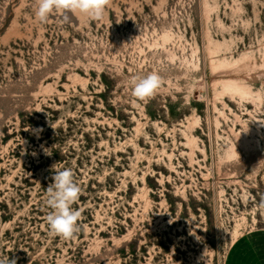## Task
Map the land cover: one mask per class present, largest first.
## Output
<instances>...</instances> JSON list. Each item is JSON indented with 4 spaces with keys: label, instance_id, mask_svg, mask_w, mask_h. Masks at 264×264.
<instances>
[{
    "label": "rangeland",
    "instance_id": "rangeland-1",
    "mask_svg": "<svg viewBox=\"0 0 264 264\" xmlns=\"http://www.w3.org/2000/svg\"><path fill=\"white\" fill-rule=\"evenodd\" d=\"M35 7L0 0V258L224 264L239 222L264 226V0H110L43 25ZM65 168L69 241L46 222Z\"/></svg>",
    "mask_w": 264,
    "mask_h": 264
},
{
    "label": "clouds",
    "instance_id": "clouds-1",
    "mask_svg": "<svg viewBox=\"0 0 264 264\" xmlns=\"http://www.w3.org/2000/svg\"><path fill=\"white\" fill-rule=\"evenodd\" d=\"M34 19L41 25L50 17L57 15L62 22H68L71 16H84L90 20L103 18L110 0H35ZM161 87V77L156 72L144 76H133L130 81L131 95L138 101L154 97ZM52 183L46 189L47 206L51 211L46 216L50 235L65 241L75 238L81 230L78 223L81 212L72 206L79 199L80 186L74 181L73 171L69 168L53 169ZM260 210H264V198ZM0 264H16L14 259L0 258Z\"/></svg>",
    "mask_w": 264,
    "mask_h": 264
},
{
    "label": "crops",
    "instance_id": "crops-1",
    "mask_svg": "<svg viewBox=\"0 0 264 264\" xmlns=\"http://www.w3.org/2000/svg\"><path fill=\"white\" fill-rule=\"evenodd\" d=\"M224 264H264V226L249 229L232 242Z\"/></svg>",
    "mask_w": 264,
    "mask_h": 264
},
{
    "label": "bare ground",
    "instance_id": "bare-ground-1",
    "mask_svg": "<svg viewBox=\"0 0 264 264\" xmlns=\"http://www.w3.org/2000/svg\"><path fill=\"white\" fill-rule=\"evenodd\" d=\"M242 219L245 221L246 220V217L243 216ZM242 222H239L238 225H237V227H236V229L234 230V234H233L234 235V239H233V241H235L243 233V231L240 230V226L242 225Z\"/></svg>",
    "mask_w": 264,
    "mask_h": 264
}]
</instances>
